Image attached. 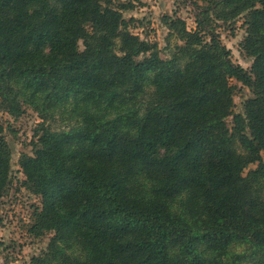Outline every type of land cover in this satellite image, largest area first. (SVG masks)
<instances>
[{
  "label": "trees",
  "instance_id": "trees-1",
  "mask_svg": "<svg viewBox=\"0 0 264 264\" xmlns=\"http://www.w3.org/2000/svg\"><path fill=\"white\" fill-rule=\"evenodd\" d=\"M183 1L196 30L165 17L162 59L131 0H0V109L41 120L18 161L49 236L31 264H264V0ZM240 17L250 71L215 29ZM12 162L0 127V200Z\"/></svg>",
  "mask_w": 264,
  "mask_h": 264
},
{
  "label": "rangeland",
  "instance_id": "rangeland-1",
  "mask_svg": "<svg viewBox=\"0 0 264 264\" xmlns=\"http://www.w3.org/2000/svg\"><path fill=\"white\" fill-rule=\"evenodd\" d=\"M133 10L124 12L130 23L133 33L143 40L147 38L156 44L162 59L170 57L177 45H182L164 23L165 17L185 21L188 31L196 30L195 12L183 0H131ZM133 25L137 28L133 29ZM216 33L227 50L235 65L251 70L252 61L245 57L241 50V43L246 36L244 17L238 18L233 23H217ZM237 86L234 97L235 114L243 113V103L251 94L241 84L232 81ZM232 118L229 119V125ZM41 122L38 115L31 109H26L25 114L15 120L0 109V127L3 135L13 148V181L7 195L0 200V264H31L34 257L39 256L49 243V236L37 239L30 235L29 227L33 222V214L41 205L40 199L31 195L21 185L24 177L18 161L22 153L31 154L34 131ZM264 159V152L262 153ZM251 166L250 169H255Z\"/></svg>",
  "mask_w": 264,
  "mask_h": 264
}]
</instances>
